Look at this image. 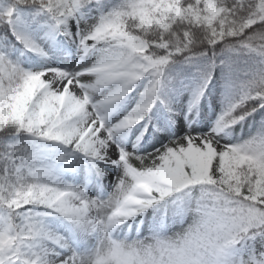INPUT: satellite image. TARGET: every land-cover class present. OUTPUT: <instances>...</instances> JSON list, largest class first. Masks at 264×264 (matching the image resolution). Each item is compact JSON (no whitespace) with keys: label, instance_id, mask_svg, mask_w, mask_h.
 Wrapping results in <instances>:
<instances>
[{"label":"snow or ice","instance_id":"1","mask_svg":"<svg viewBox=\"0 0 264 264\" xmlns=\"http://www.w3.org/2000/svg\"><path fill=\"white\" fill-rule=\"evenodd\" d=\"M0 264H264V0H0Z\"/></svg>","mask_w":264,"mask_h":264}]
</instances>
